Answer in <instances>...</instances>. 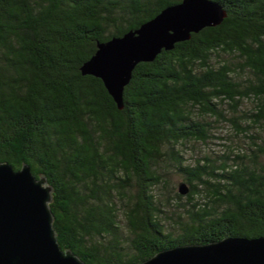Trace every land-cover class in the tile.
Listing matches in <instances>:
<instances>
[{
    "label": "trees",
    "instance_id": "trees-1",
    "mask_svg": "<svg viewBox=\"0 0 264 264\" xmlns=\"http://www.w3.org/2000/svg\"><path fill=\"white\" fill-rule=\"evenodd\" d=\"M180 1L0 0V163L46 178L57 242L85 264L264 236V0H212L222 23L138 64L123 110L81 75L97 43ZM223 124V152L187 163ZM167 166L188 188L168 206H190L169 228L155 193Z\"/></svg>",
    "mask_w": 264,
    "mask_h": 264
},
{
    "label": "water",
    "instance_id": "water-1",
    "mask_svg": "<svg viewBox=\"0 0 264 264\" xmlns=\"http://www.w3.org/2000/svg\"><path fill=\"white\" fill-rule=\"evenodd\" d=\"M225 17V10L212 0H181L137 29L97 43L95 53L81 65V75L100 79L118 110H123L124 88L138 64L154 61L163 50L221 24ZM51 193L46 178H36L29 165L14 170L0 163V264H85L57 242ZM178 193H188L185 184L179 185ZM140 264H264V236L179 245Z\"/></svg>",
    "mask_w": 264,
    "mask_h": 264
},
{
    "label": "rangeland",
    "instance_id": "rangeland-1",
    "mask_svg": "<svg viewBox=\"0 0 264 264\" xmlns=\"http://www.w3.org/2000/svg\"><path fill=\"white\" fill-rule=\"evenodd\" d=\"M248 106L251 107L252 103H248ZM219 127L213 130V133L217 135V138H212L208 145H199L195 144L194 146L189 145L185 148L183 155L187 159V163H195L194 160L202 157L205 153L211 154V156H216L220 154L225 149V144L227 143V137H231L233 132L228 125L223 124V126L218 125ZM166 165V164H164ZM165 170V179L166 182L161 184L155 189V193L161 202V209L164 211L161 214L162 223L168 228L172 224V219L174 215L180 214L185 215V210L190 206L186 204V200L181 201V206L178 208L168 206V201H171L174 193L177 192L179 185L184 181L180 174L176 173L172 167H164ZM175 199L172 201L174 202ZM177 205V204H175Z\"/></svg>",
    "mask_w": 264,
    "mask_h": 264
}]
</instances>
